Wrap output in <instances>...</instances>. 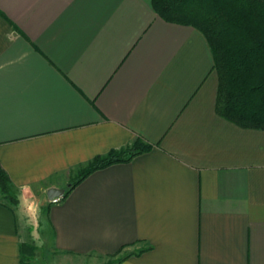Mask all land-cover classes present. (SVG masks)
I'll return each instance as SVG.
<instances>
[{
	"label": "crops",
	"instance_id": "1",
	"mask_svg": "<svg viewBox=\"0 0 264 264\" xmlns=\"http://www.w3.org/2000/svg\"><path fill=\"white\" fill-rule=\"evenodd\" d=\"M150 1L0 0V264L43 210L56 263L264 264V130L217 114L205 38Z\"/></svg>",
	"mask_w": 264,
	"mask_h": 264
},
{
	"label": "trees",
	"instance_id": "2",
	"mask_svg": "<svg viewBox=\"0 0 264 264\" xmlns=\"http://www.w3.org/2000/svg\"><path fill=\"white\" fill-rule=\"evenodd\" d=\"M150 4L164 22L192 27L205 38L217 76V114L237 126L264 130V0H151ZM150 148L137 138L128 147L95 157L60 199L90 173L128 162ZM0 191L13 198L1 169ZM31 250L20 243V264H31Z\"/></svg>",
	"mask_w": 264,
	"mask_h": 264
},
{
	"label": "rangeland",
	"instance_id": "3",
	"mask_svg": "<svg viewBox=\"0 0 264 264\" xmlns=\"http://www.w3.org/2000/svg\"><path fill=\"white\" fill-rule=\"evenodd\" d=\"M75 178L76 177L71 178L70 182H74ZM69 184L70 183H67V186ZM10 196L13 197V193L11 189H10ZM44 212L45 211L43 210L42 213L31 215L30 212L27 211L28 215L25 213V217L23 220L24 236L22 240L23 243L27 244L32 249L31 253L28 255V259L30 260V263L39 264L38 261L41 258H43V262H46V260L48 259L46 264H96L91 262L88 263L86 262L85 259H80L78 260V262L76 260H70V261L60 260L57 261L56 263L55 259L49 258L47 249L50 244L51 236L49 229L46 225ZM102 263L103 261L97 262V264H102Z\"/></svg>",
	"mask_w": 264,
	"mask_h": 264
},
{
	"label": "water",
	"instance_id": "4",
	"mask_svg": "<svg viewBox=\"0 0 264 264\" xmlns=\"http://www.w3.org/2000/svg\"><path fill=\"white\" fill-rule=\"evenodd\" d=\"M63 193H64V190H57V189H49L47 191V194H48L50 200L53 198H56L58 196H62Z\"/></svg>",
	"mask_w": 264,
	"mask_h": 264
},
{
	"label": "built area",
	"instance_id": "5",
	"mask_svg": "<svg viewBox=\"0 0 264 264\" xmlns=\"http://www.w3.org/2000/svg\"><path fill=\"white\" fill-rule=\"evenodd\" d=\"M59 199H60L59 197H56V198L51 199L50 202L51 203H56V202L59 201Z\"/></svg>",
	"mask_w": 264,
	"mask_h": 264
}]
</instances>
